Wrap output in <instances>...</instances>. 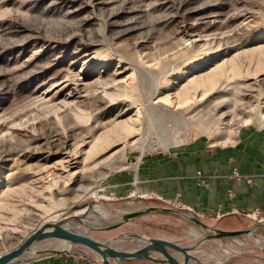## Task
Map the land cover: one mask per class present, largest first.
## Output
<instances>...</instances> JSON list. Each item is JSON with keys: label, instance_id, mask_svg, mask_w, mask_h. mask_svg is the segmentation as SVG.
<instances>
[{"label": "rangeland", "instance_id": "1", "mask_svg": "<svg viewBox=\"0 0 264 264\" xmlns=\"http://www.w3.org/2000/svg\"><path fill=\"white\" fill-rule=\"evenodd\" d=\"M125 125L131 134L117 131ZM248 134H264V0H0V255L45 221L91 208L96 224L179 208L140 192V165L251 144ZM258 212L222 230L249 229ZM83 230L183 245L203 235L175 215ZM257 236L264 243V226ZM249 239L212 240L194 255L264 264Z\"/></svg>", "mask_w": 264, "mask_h": 264}, {"label": "crops", "instance_id": "2", "mask_svg": "<svg viewBox=\"0 0 264 264\" xmlns=\"http://www.w3.org/2000/svg\"><path fill=\"white\" fill-rule=\"evenodd\" d=\"M249 137L251 144L245 140L227 150L146 159L134 173L140 192L162 200L177 199L184 209L215 221L219 229L227 230L225 225L230 221L250 218L249 213L242 214L246 210L252 215L261 210L264 221V134ZM234 172L251 177L254 183L237 181L232 177ZM28 264L96 263L71 255L42 258Z\"/></svg>", "mask_w": 264, "mask_h": 264}, {"label": "water", "instance_id": "3", "mask_svg": "<svg viewBox=\"0 0 264 264\" xmlns=\"http://www.w3.org/2000/svg\"><path fill=\"white\" fill-rule=\"evenodd\" d=\"M93 211L91 208L88 214L45 221L18 247L1 254L0 264H28L42 258L71 255H80L96 264H204L194 255L203 244L244 235H250L259 241L261 245L255 246L264 251V243L257 236L264 221H259L249 229L224 231L205 224L200 216L188 209L147 207L126 212L112 223H104L99 217L102 223L96 224L85 220L93 215ZM152 215H175L196 227L203 235L192 245H183L138 233H125L112 239H96L83 230L113 231L139 218ZM128 243H132L133 247L123 249Z\"/></svg>", "mask_w": 264, "mask_h": 264}, {"label": "bare ground", "instance_id": "4", "mask_svg": "<svg viewBox=\"0 0 264 264\" xmlns=\"http://www.w3.org/2000/svg\"><path fill=\"white\" fill-rule=\"evenodd\" d=\"M129 64H130V63H129ZM239 72H240V71H239ZM145 74H146V73H145ZM235 75H237V74H234V76H235ZM209 79H210V78H209ZM209 79H208V80H209ZM205 81H206V80H205ZM207 82H208V81H207ZM211 82H213V81H211ZM199 84H201V83H199ZM206 85H208L206 82H204V83L201 84V86H203V87L206 86ZM209 85H210V84H209ZM211 85H212V84H211ZM211 85H210V86H211ZM201 86H199V87H201ZM212 86H213V85H212ZM212 86H211V87H212ZM211 87H210V88H211ZM210 88H209V89H210ZM209 89H208V90H209ZM206 91H207V90H206ZM188 94H189V93H188ZM189 97H190V96H189ZM185 98H186V97H185ZM183 100H184V99H183ZM145 108H146V107H145ZM146 115H147V114H146ZM148 116H149V115H148ZM150 125H151V124H150ZM148 127H149V126H148ZM118 130H123V131H125V132L128 133V134H131V133H132V129H131L130 127L126 126V125L117 128V131H118ZM151 134H152V133H151ZM109 137H110V136H109ZM115 138H116V137H115ZM104 142H105V141H104ZM174 142H175V141H174ZM175 143L178 144V142H175ZM100 145H101V143H99V146H100ZM102 148H103V147H102ZM99 194H100V193H98L97 196H99ZM101 194H102V197H105V196L108 195V191H106V190H105V191H102ZM256 213H257V212H256ZM256 213H253V215L255 216ZM95 216H96V215L94 214L93 217H95ZM92 219H93V218H92ZM99 221H100V220H99ZM99 221H98V222H99ZM96 223H97V222H96ZM249 242H250V243H248L249 245H250V244H251V245H256V244L261 245L259 241H256L255 239H252V238L249 239ZM238 248H240V247H238ZM217 256H218V255H217ZM219 257H220L221 261H225V260H227V259L229 258V255H225V254L221 253V254L219 255Z\"/></svg>", "mask_w": 264, "mask_h": 264}, {"label": "built area", "instance_id": "5", "mask_svg": "<svg viewBox=\"0 0 264 264\" xmlns=\"http://www.w3.org/2000/svg\"><path fill=\"white\" fill-rule=\"evenodd\" d=\"M234 179H236L237 181H241L243 178H242V175L240 173H237V172H234L233 176H232ZM230 197H233L234 194L232 192H230L229 194ZM170 203L173 202L176 206H178L179 208H185V206L179 201V200H168ZM257 215H259V212L256 213L255 216H251L250 217H256ZM262 221V220H260Z\"/></svg>", "mask_w": 264, "mask_h": 264}]
</instances>
